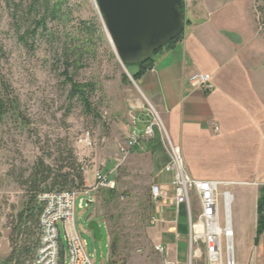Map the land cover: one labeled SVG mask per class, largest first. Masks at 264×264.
I'll list each match as a JSON object with an SVG mask.
<instances>
[{
  "label": "rangeland",
  "instance_id": "1",
  "mask_svg": "<svg viewBox=\"0 0 264 264\" xmlns=\"http://www.w3.org/2000/svg\"><path fill=\"white\" fill-rule=\"evenodd\" d=\"M68 1L79 19L96 20L104 34V41L96 40L93 56L84 59L82 68L75 73L69 70L74 81L96 86L91 99L93 115H86L76 102L67 100L64 70L50 40L38 41L30 50L16 43L10 27V9L0 0V80L18 100L20 115L19 119L11 113L0 117L1 213L8 216L12 213L11 207L15 211L21 208L25 196L17 181L21 176L26 177L36 159L42 158L51 165L59 152L64 158L71 152L80 166L85 187L94 183L96 172H101L114 181L118 194L112 202L107 201L103 189L91 194V204H86L85 197L76 199L75 226L91 264H108L113 234L119 238V248L113 258L117 264L122 260L124 264H163V258L186 264L185 236H180L178 241H164L166 250L161 257L153 251L158 232L150 225L144 228L148 225V202H152L150 188L156 186L154 180L160 172L157 164L165 159L168 162L162 142L159 140L154 154L147 146L151 140L145 139L127 156L119 153L134 127L141 131L149 123H160L164 128L162 119L156 108L148 105L140 95L132 79L135 66L124 69L115 57L95 1ZM245 2L248 12L255 17L253 0ZM225 191L234 199L230 206L234 262L248 264L254 256L256 259L252 262L260 264L255 250L250 252L254 238L250 220L251 212L255 211L254 189L249 186L219 187V193ZM81 199L83 207L80 209ZM4 216L0 219V260L8 252ZM178 219L187 225L185 216ZM91 222L96 223L101 241L93 239L88 229ZM219 222L222 225V199L219 200ZM59 228L63 242L60 225ZM197 264H204V261Z\"/></svg>",
  "mask_w": 264,
  "mask_h": 264
},
{
  "label": "crops",
  "instance_id": "2",
  "mask_svg": "<svg viewBox=\"0 0 264 264\" xmlns=\"http://www.w3.org/2000/svg\"><path fill=\"white\" fill-rule=\"evenodd\" d=\"M182 3V36L153 56L151 67L136 86L146 103L158 111L191 179L254 189L255 211L250 220L255 236L256 201L264 186V37L256 30L245 0ZM229 35L236 39L232 41ZM195 72L210 76V92L188 84ZM159 140L156 133L147 143L151 153L159 148ZM166 164V159L157 164L160 172L154 182L167 192L168 199L151 200V219L161 216L165 220V225L153 226L158 232L154 243L159 239L163 246L164 241H178L180 236L186 240L187 236V225L178 219L185 216L184 207L174 213L170 175L162 171ZM253 249L264 264V233L257 246L252 244L251 253Z\"/></svg>",
  "mask_w": 264,
  "mask_h": 264
},
{
  "label": "trees",
  "instance_id": "3",
  "mask_svg": "<svg viewBox=\"0 0 264 264\" xmlns=\"http://www.w3.org/2000/svg\"><path fill=\"white\" fill-rule=\"evenodd\" d=\"M253 2L254 13L257 14L254 17V22L258 26L259 33L264 35V0H254ZM4 3L11 12L10 27L16 43L30 50L36 42L50 40L55 47L54 54L64 70L62 76L68 85L67 100L76 102L86 115H93L94 108L91 99L96 86L92 83L74 81L69 75V70L75 73L82 68L84 59H87L89 55L93 56L92 47L96 40L104 41L100 25L94 19H79L68 0H4ZM179 12L184 13L183 3H181ZM179 39L173 40L164 49L173 46ZM1 57L0 50V60ZM151 62L152 59L142 65L135 66L136 72L132 74L135 83L151 67ZM126 68L128 69V67ZM8 113L20 118L18 100L11 95L9 87L0 80V117H4ZM17 184L25 196L21 208L15 211L11 207L12 213L8 216H4L0 209V219L4 216L5 229L8 231V253L1 264H34L40 246L41 234L39 217L42 206L38 201L39 195L83 190L85 188L84 179L80 166L77 165L71 152H68L66 158L59 152L53 157L51 165L46 164L42 158L36 159L26 177L21 176ZM102 193L107 197L108 202L118 198L114 189H105ZM151 203L148 202L146 218L148 225L144 228L149 227L153 211ZM263 233L264 186L258 190L256 201L254 246H257ZM118 242V236L113 234L110 241L108 264H117L113 258L119 248ZM121 264H124L123 260Z\"/></svg>",
  "mask_w": 264,
  "mask_h": 264
},
{
  "label": "built area",
  "instance_id": "4",
  "mask_svg": "<svg viewBox=\"0 0 264 264\" xmlns=\"http://www.w3.org/2000/svg\"><path fill=\"white\" fill-rule=\"evenodd\" d=\"M187 81L192 88L201 89L204 92H210L213 89L211 78L207 74L192 73ZM156 133L168 157V162L162 171L170 175L174 213L178 214L180 206L185 209L186 264H197L201 260L204 264H235L230 222V206L233 197L227 191L219 193V187H228L227 184L191 179L185 171L180 150L170 142L160 123H149L141 131L134 127L131 136L119 148L120 155L127 156L140 140H152ZM114 186V181L108 180L101 172H96L94 183L89 187L86 186L84 190L39 195L38 201L42 206L39 217L41 234L34 264H59L60 262L62 264H91L75 226L76 199L82 196L87 198L86 204H91L92 193L102 189H114ZM150 197L154 202H164L168 199L167 192L159 186L150 188ZM220 199H222L223 209L222 225L219 222ZM82 207L83 200L81 199L79 208ZM172 224H176V219ZM59 225L62 228L63 242L60 239ZM149 225H165V220L161 216L152 218ZM165 250L166 248L158 239L153 245L154 253L162 257ZM163 264L179 263L163 258Z\"/></svg>",
  "mask_w": 264,
  "mask_h": 264
},
{
  "label": "water",
  "instance_id": "5",
  "mask_svg": "<svg viewBox=\"0 0 264 264\" xmlns=\"http://www.w3.org/2000/svg\"><path fill=\"white\" fill-rule=\"evenodd\" d=\"M94 1L108 43L124 69L150 61L184 31V16L179 12L182 0ZM229 38L236 39L235 35ZM88 229L95 241H101L95 222Z\"/></svg>",
  "mask_w": 264,
  "mask_h": 264
}]
</instances>
